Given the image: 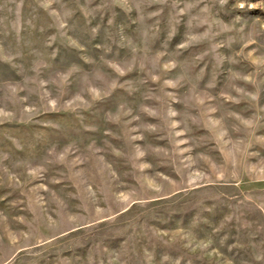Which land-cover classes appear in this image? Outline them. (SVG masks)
<instances>
[{"label": "rangeland", "instance_id": "rangeland-1", "mask_svg": "<svg viewBox=\"0 0 264 264\" xmlns=\"http://www.w3.org/2000/svg\"><path fill=\"white\" fill-rule=\"evenodd\" d=\"M0 264H264V0H0Z\"/></svg>", "mask_w": 264, "mask_h": 264}]
</instances>
